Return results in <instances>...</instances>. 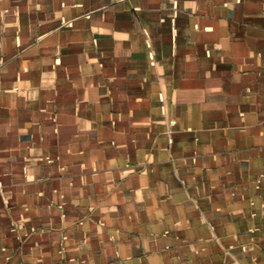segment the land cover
<instances>
[{
    "label": "crops",
    "instance_id": "1",
    "mask_svg": "<svg viewBox=\"0 0 264 264\" xmlns=\"http://www.w3.org/2000/svg\"><path fill=\"white\" fill-rule=\"evenodd\" d=\"M0 264H264V0H0Z\"/></svg>",
    "mask_w": 264,
    "mask_h": 264
}]
</instances>
